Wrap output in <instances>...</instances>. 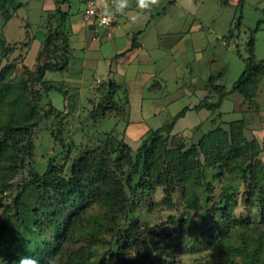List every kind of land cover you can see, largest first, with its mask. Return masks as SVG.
Here are the masks:
<instances>
[{"label": "trees", "instance_id": "trees-1", "mask_svg": "<svg viewBox=\"0 0 264 264\" xmlns=\"http://www.w3.org/2000/svg\"><path fill=\"white\" fill-rule=\"evenodd\" d=\"M21 5L0 0V12L8 20L9 7ZM52 16L55 25L47 20L43 35L31 36L30 42L40 41L34 68L18 77L10 78L9 56L15 47L0 36V258L5 264H15L25 253L40 264L50 258L54 264H178L185 246L194 253L190 264H264V162L262 148L244 131L245 119L227 127L216 124L189 146L173 144L168 136L185 115L184 108L170 122L148 129L136 149L115 136L116 125L103 139L92 134L79 143L73 141L72 130L64 136L56 125L48 131L59 150L48 157L42 172L35 168L34 128L45 117L63 115L51 104L41 106L51 91L64 92L45 76L63 72L71 58L64 27L69 12L56 6ZM225 36L233 37V30ZM254 41L252 33L244 69L230 89L245 101L264 77ZM135 44L134 36L122 54ZM4 61L8 65L1 68ZM222 75L209 77L217 101L197 108H220L228 92L214 80ZM108 82L94 115L117 110L108 102L126 90L122 83ZM207 167L212 180L239 177L240 186L218 193ZM142 206L157 219H142ZM190 213L205 218L199 224Z\"/></svg>", "mask_w": 264, "mask_h": 264}, {"label": "rangeland", "instance_id": "rangeland-1", "mask_svg": "<svg viewBox=\"0 0 264 264\" xmlns=\"http://www.w3.org/2000/svg\"><path fill=\"white\" fill-rule=\"evenodd\" d=\"M15 1L23 5L15 9L9 7L12 15L8 20L0 12V36L15 47L9 56L13 67L10 78L18 77L26 68H34L40 41L35 39L30 42L31 36L36 33L38 37L42 36L47 20L52 19L53 25L56 24L52 16L56 6L61 11L69 12L68 23L75 24L77 29L69 33L68 24L65 25L71 53L67 68L63 72H47L45 76L60 85L64 92L51 91L46 102L42 100L41 106L45 109L51 104L61 109L63 115L56 120L53 115L45 117L34 128V165L37 170L42 172L47 166L48 157L59 150L54 147V137L48 131L49 127L56 125H59L57 127L64 136L72 130L70 132H73V141L76 143L86 142L92 134L103 139L104 132L116 125L113 131L115 136L136 149L141 136L147 131L141 133V130L148 129V126H144L145 123L131 126L129 123L132 103L127 81H131L129 85L135 89L139 84L134 82L137 81L136 76L141 78L145 73L149 74V78L142 85L144 97L159 98L169 104L168 111L164 115L160 114L164 116L162 121L159 115H151L145 120L150 128L155 129L170 122L174 115L187 108L186 114L176 121L168 141L189 146L198 141L203 131L216 124L227 127L233 120L245 119L244 131L249 139L257 141L262 148L260 159L264 162V77L249 100L245 101L238 92H230L244 69L243 58L248 54L246 41L252 33L256 59L264 63V20L257 28L258 21L264 19V0H152L151 7L144 10L136 7V0H128V8L119 17L117 38H105L100 42L93 39V31L85 26L82 19L84 0ZM136 13H139L138 18L131 21L129 14ZM230 29L233 30V37L228 38L225 35ZM134 36L135 45L139 48L125 53L126 56L137 53L133 61L116 57L118 52L131 46ZM23 41L30 43L29 46L24 45ZM7 65L4 61L1 68ZM221 71L222 77L214 82L224 85V91L228 93L220 108L214 111L204 106L197 108L205 101H217L219 96L213 90L209 77ZM110 79L122 83L126 90L120 89L115 95L116 101L108 102L117 110H104L105 117L94 115L98 102L108 93ZM60 158L59 161L63 163L62 156ZM206 173L208 179L212 180L210 167H207ZM212 183L218 193L224 191L227 194L240 186L241 181L239 177H226L221 183L214 180ZM191 214L199 224L200 219L203 221L205 218L196 213ZM140 215L144 220L152 216L146 212L145 206L140 209ZM193 228L198 231L200 227ZM193 234L196 236V231ZM190 249L185 246L178 264H190L193 261L194 253Z\"/></svg>", "mask_w": 264, "mask_h": 264}, {"label": "crops", "instance_id": "crops-1", "mask_svg": "<svg viewBox=\"0 0 264 264\" xmlns=\"http://www.w3.org/2000/svg\"><path fill=\"white\" fill-rule=\"evenodd\" d=\"M54 2V1H53ZM84 3V2H83ZM55 5V2H54ZM120 15L118 13V17H120ZM69 18L66 20L65 25L68 24V27L70 29L69 33H73L75 32L77 29H75V24L73 23H68ZM64 25V27L66 28V26ZM120 28V22L118 27L115 29V31L113 32L112 37L110 38H106V39H111L115 36V38H117V30ZM67 29V28H66ZM121 36H119L118 38H120ZM95 40V39H94ZM105 40V37H103L101 40H98V42ZM97 42V40H95ZM124 41V40H123ZM136 47V48H135ZM129 48V47H128ZM126 48V49H128ZM139 46L135 45L129 52H132L133 49H138ZM125 49V50H126ZM125 50L120 51L116 54V57H123L126 58L125 61L130 62L129 60L131 59L133 61V58L137 56V53L132 54L133 56H126V54H129V52L126 54H122ZM70 62V61H69ZM140 76V75H139ZM144 77H137L135 79H137V81L134 82H138L139 84L136 85V88H132L129 83V81H127L128 83V91H129V98L131 100L132 106H131V111H130V124L131 126H134V124H138V123H145L144 126H148V129H150L151 126H149V124L147 122H145V120L147 118H149L151 115L155 116V115H159L162 121V117L161 115H164L166 111H168V106L169 104L167 102H164V100L162 101L159 98H145L143 95V86L144 83H146V79L149 78V74L145 73V75H143ZM142 86V87H141ZM161 114V115H160ZM186 114V113H185ZM129 124V126H130ZM147 128L145 130H141V133H143V131L148 130Z\"/></svg>", "mask_w": 264, "mask_h": 264}, {"label": "built area", "instance_id": "built-area-1", "mask_svg": "<svg viewBox=\"0 0 264 264\" xmlns=\"http://www.w3.org/2000/svg\"><path fill=\"white\" fill-rule=\"evenodd\" d=\"M113 0H84L82 19L85 26L93 31V39L101 40L110 38L119 25L118 14H115L108 22H102L103 9L112 7Z\"/></svg>", "mask_w": 264, "mask_h": 264}, {"label": "clouds", "instance_id": "clouds-1", "mask_svg": "<svg viewBox=\"0 0 264 264\" xmlns=\"http://www.w3.org/2000/svg\"><path fill=\"white\" fill-rule=\"evenodd\" d=\"M152 0H136V7L138 9L144 10L151 7ZM128 8V0H113L112 7H105L103 9V19L102 22H108L115 14H124L125 9ZM139 13L129 14L131 21H135L138 18ZM0 264H5L3 258H0ZM15 264H40V261L29 254H21L15 261ZM47 264H54L53 259H49Z\"/></svg>", "mask_w": 264, "mask_h": 264}]
</instances>
